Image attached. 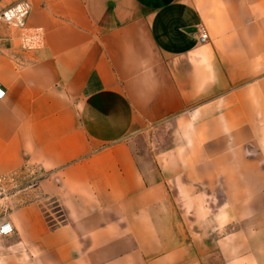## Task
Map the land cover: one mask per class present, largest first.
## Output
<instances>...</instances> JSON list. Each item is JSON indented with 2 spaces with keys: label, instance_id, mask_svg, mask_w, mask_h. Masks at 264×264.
Segmentation results:
<instances>
[{
  "label": "crops",
  "instance_id": "crops-1",
  "mask_svg": "<svg viewBox=\"0 0 264 264\" xmlns=\"http://www.w3.org/2000/svg\"><path fill=\"white\" fill-rule=\"evenodd\" d=\"M29 1L36 43L0 23V174L32 172L0 264H264V0Z\"/></svg>",
  "mask_w": 264,
  "mask_h": 264
},
{
  "label": "built area",
  "instance_id": "built-area-1",
  "mask_svg": "<svg viewBox=\"0 0 264 264\" xmlns=\"http://www.w3.org/2000/svg\"><path fill=\"white\" fill-rule=\"evenodd\" d=\"M31 9L29 0H18L14 3L7 5H0V21L7 23L13 27L22 29L21 42L24 46H31L40 39L39 31L26 30V17ZM208 38L207 31L202 28L199 32V40L205 41ZM5 93V90L0 86V97ZM14 174H0V196L5 195L9 188L7 183L14 184ZM13 227L11 222L4 218L0 220V234L6 235L12 231Z\"/></svg>",
  "mask_w": 264,
  "mask_h": 264
},
{
  "label": "rangeland",
  "instance_id": "rangeland-1",
  "mask_svg": "<svg viewBox=\"0 0 264 264\" xmlns=\"http://www.w3.org/2000/svg\"><path fill=\"white\" fill-rule=\"evenodd\" d=\"M0 23L4 25L3 22L0 21ZM31 174L32 172H30L29 170L21 173L17 177V179H15L14 184L11 186L12 187L11 192L20 191V189L26 186L28 184V179H29L28 177Z\"/></svg>",
  "mask_w": 264,
  "mask_h": 264
}]
</instances>
